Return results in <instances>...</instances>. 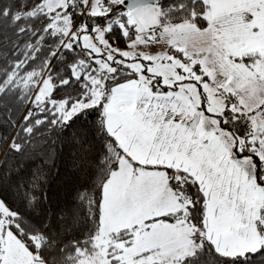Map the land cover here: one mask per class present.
<instances>
[{
    "label": "snow or ice",
    "instance_id": "6c2138e0",
    "mask_svg": "<svg viewBox=\"0 0 264 264\" xmlns=\"http://www.w3.org/2000/svg\"><path fill=\"white\" fill-rule=\"evenodd\" d=\"M89 117L65 207L0 177V264H264V0H0L4 162Z\"/></svg>",
    "mask_w": 264,
    "mask_h": 264
},
{
    "label": "trees",
    "instance_id": "16d2710c",
    "mask_svg": "<svg viewBox=\"0 0 264 264\" xmlns=\"http://www.w3.org/2000/svg\"><path fill=\"white\" fill-rule=\"evenodd\" d=\"M94 117H89L87 121L81 119L77 121L72 128L65 130L62 133L53 134L54 149L51 159H45V154L42 153L32 159L17 158L13 160L8 158L7 163L4 162V150L0 149V177L5 173L12 172L9 180L15 181L18 179L16 175L17 169H22L21 176H28L39 166L45 174V183L42 186V191L47 194L50 206L54 209L65 207L74 199L78 191H83L82 185L91 187L94 182H97V169L91 164L80 166V158L78 154V145L74 141V137H79L81 132H87L89 139H93L91 131V123ZM3 129L0 128V132ZM94 153L101 150L99 140L93 139ZM48 150H45V153ZM7 184V181H4ZM17 200V205H19ZM259 257L256 258L259 261Z\"/></svg>",
    "mask_w": 264,
    "mask_h": 264
},
{
    "label": "rangeland",
    "instance_id": "374dc122",
    "mask_svg": "<svg viewBox=\"0 0 264 264\" xmlns=\"http://www.w3.org/2000/svg\"><path fill=\"white\" fill-rule=\"evenodd\" d=\"M155 50V49H154Z\"/></svg>",
    "mask_w": 264,
    "mask_h": 264
}]
</instances>
